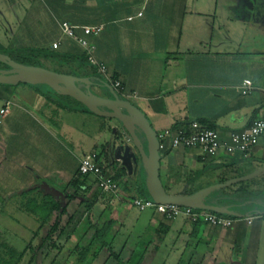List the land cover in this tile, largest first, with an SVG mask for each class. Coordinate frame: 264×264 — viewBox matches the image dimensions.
<instances>
[{
	"label": "crops",
	"instance_id": "obj_1",
	"mask_svg": "<svg viewBox=\"0 0 264 264\" xmlns=\"http://www.w3.org/2000/svg\"><path fill=\"white\" fill-rule=\"evenodd\" d=\"M0 2L3 14L22 19L17 21V42L0 40V53L5 54L15 48L35 52L38 63L51 71L67 70L66 61L69 59L72 66L69 69L83 71L87 76L81 78L91 79L89 75L96 70L89 64L88 52L61 30L63 24L77 28V36L94 48L93 56L106 67L107 79H103L108 83L121 84L119 96L135 101L137 104L134 105L146 115L159 136L197 122L217 131L222 141L229 144L232 134L243 132L256 120L264 119V60L258 54L259 42L253 39L251 42L250 47L257 49L256 54L249 56L243 52L250 28H247L248 17L253 18L251 23L260 25L252 28V38L264 35V0ZM95 27L103 28L97 36H88L83 31V28ZM54 45L58 48L54 49ZM84 59L88 61L86 67L81 63ZM246 81L253 82L255 87L249 96L240 92ZM94 92L110 97L105 89L94 88ZM0 101V174L7 169L9 176L19 172V176L27 177L26 183L5 191L7 196L34 190L40 184L37 183L38 178L43 180L45 192L59 195L47 182L58 178L63 184H72L78 178L81 161L85 158L93 159L103 167L105 175L113 177L108 171L110 165L118 163L116 148L127 141L123 138L116 142L115 138L110 146L99 147L94 134L100 125L94 119L100 117L35 86H0ZM8 103L10 112L2 117L1 111ZM72 108L76 110H70ZM115 133L121 136L122 130L118 128ZM78 135L95 150L81 157L62 142L61 136H65L76 144L81 139ZM167 147L161 151V180L165 189L175 192V195L194 194L264 168V136L248 155L221 152L216 158L203 159L199 150ZM93 179L82 188L88 193H83L85 196L77 207L84 215H88L87 199L99 193ZM245 185L246 188L234 185L211 199L223 207L231 208L234 203L240 205L236 213L241 217L231 219L234 222L228 229L206 224L208 229L203 240L198 238L200 222L195 224L186 217L168 222L153 210H149L148 216H143L147 211L139 210L142 216H133L126 209L120 191L115 195L101 194L90 213L91 219L98 229L115 219L109 243L126 226L134 230L140 228L139 235L147 231L155 234L151 239L155 247H152L154 256L171 237L175 242L182 239L187 248L192 240L199 242L188 264H205L207 256L213 253L223 264H244L243 261H235L234 254L230 260H224L227 257L222 252L224 248H235L239 243H242L243 250L252 249L264 234V222L254 221L264 218L258 215L264 212V197L259 195L264 192V174ZM236 189H243L253 196L243 205L238 196L240 190ZM71 191L68 190L69 193ZM134 194L131 190L123 193L127 197H137L136 192ZM181 218L184 219L177 222ZM226 218L229 219L228 216ZM71 219L74 221L76 216ZM79 223L83 224L84 220ZM91 231L94 235L95 229L84 230L82 238L89 236ZM257 249L254 247L253 251L257 252ZM109 250H103L98 256H115L111 248ZM134 252L126 247L119 257L124 255L129 261ZM96 253L94 250L93 254ZM153 261L148 258L145 264Z\"/></svg>",
	"mask_w": 264,
	"mask_h": 264
},
{
	"label": "rangeland",
	"instance_id": "obj_2",
	"mask_svg": "<svg viewBox=\"0 0 264 264\" xmlns=\"http://www.w3.org/2000/svg\"><path fill=\"white\" fill-rule=\"evenodd\" d=\"M1 3L2 2H0V4ZM0 7L3 8L1 5ZM255 14L259 15L257 12H255ZM18 19H20L21 22V18L6 16L5 14H3V10H0V40L2 42H5L7 39L9 42L12 43L17 42L15 38L19 36V29L17 27ZM252 19V17H248L247 28H250L244 40L245 42L243 52L246 53V55L248 54L249 56H251V54L253 53L256 54L255 51H257V49H253L250 46L252 39L257 40L259 42L258 54L260 58L264 60V35L259 36V38L257 39H254L255 37L252 38V28H259L260 26L257 25V27L255 23H251L250 21ZM23 52L24 51H21L19 48H15V50L5 52V54L15 62L20 63L22 65L40 66L34 54L35 52ZM5 54L3 53V55ZM40 67L45 68L46 66L41 65ZM54 71L56 73H64L63 71H67L68 74H70V71L72 72V69H56ZM39 88L44 89V87L42 86H39ZM131 102L133 104H137L135 101L131 100ZM94 122H96L98 126L100 125V127L98 128V132L95 131L96 133L94 134V137L98 139V144L100 145L99 147H105L108 144L110 146L111 141L115 138L117 139L115 140L116 142H119V140L123 139L122 134L120 136L121 132L119 134L115 133L116 129H121L117 121L100 117V119H94ZM113 126H117V128H113ZM52 129H55V127ZM78 137L80 136L78 135ZM61 139L62 142H64L65 145L69 147V149H71L74 153H77L81 157L84 153H88L95 150L93 149V146L89 144L86 145L82 138L77 140L76 144H72L69 141V138H66L65 136H61ZM122 144L124 145L125 143ZM129 144L131 145V143ZM97 151L101 150L97 149ZM118 167H121L119 162L116 163V165H110L108 173L114 178H116L121 185L129 183L130 190L132 194L135 195L134 193L136 192L137 187L141 183L140 168L137 171L136 175L129 176L128 173L126 174L125 170L124 172ZM1 174L0 240L7 243L12 248L16 249L18 252L26 253L20 264H76L79 255L87 246L89 238H91L93 235L91 231V234L89 233V236L82 238L84 230H87L89 226V219L87 215L81 213V211L77 208L80 204L79 202L83 200V196H81L77 202L74 201L71 204L70 208L68 209V215L62 219L60 226L58 227L55 235L52 237V240L47 243H44V240L46 239V237H48V234L50 232V226H46L41 229L39 219L29 211L30 209H32L30 207L32 206V204L29 205L28 200L29 198H31L30 196L32 195L30 193L21 192L18 194L7 196L8 194L5 192L7 190L16 188L17 185H22L23 183H26L27 177L19 176V172H17L15 176H9L10 172L7 169H5ZM37 183L40 184L37 185L34 189H37L38 191H43V194L45 195L46 192L43 189V180L38 178ZM47 184L51 186L52 189H56L59 193L63 192L64 188L67 186L66 184H63L61 181H59L58 178L53 179L51 182H47ZM244 188H246V186H244ZM167 192L170 195H175V192ZM47 193L49 192L47 191ZM37 194L40 195V193ZM49 194H52L53 197L57 195L53 192ZM38 195H36L35 197H38ZM125 204L127 205L126 209H128V211H130L133 216H142L141 213L134 208L133 200L132 202L126 201ZM123 210H125V207L123 208ZM150 213L151 211H147V213L143 214V216H148ZM196 213L201 215L202 213L209 212L197 211ZM74 216H76V219L70 222L72 223L70 224L69 221L71 217ZM82 218L84 220V225L82 223H79L80 220L81 222H83ZM55 219L56 217L53 218L52 225L54 224ZM183 219L184 218H181L177 222H180ZM254 221L264 222V218H256L254 219ZM199 224L200 227L198 228V238L199 240H203L205 239V233L208 227L206 223H204L202 220ZM63 230L64 233L62 232ZM138 230L141 231L140 228ZM138 230L137 228L134 230L133 228H127L126 226L117 235V238L110 243L111 250L115 253V256L111 258H107L106 255H103L101 257L99 256V258L95 259L93 262L90 261L91 264H127L128 261L124 255H122V258L119 257L126 247L128 249H133L135 252H138L139 256L145 255V260H148V258L149 260L153 259L154 261L151 264H188L191 258L193 257V252L195 251L194 249L199 243L195 240H192V242H190L191 244L189 245V248H187L186 244L182 242V239L180 240V242H175L172 241L170 237L165 242L163 247L160 248L159 254L157 253L158 255L154 256L155 254L153 248L155 249V247L152 245L151 239L155 236V234L152 231H147L144 234L139 235L137 233L139 232ZM242 247V243H239L238 246L235 245V248H224L222 253L227 258L223 259L226 261L227 259L230 260L231 255L234 254L235 261H243L244 264H264V234H262L261 238H259V241L255 243L254 246H252V249L243 250ZM254 247H258L257 252L253 251ZM105 251L110 250L105 249L104 252ZM128 252H126L125 254H127ZM184 252L186 253L182 257V254ZM221 262L220 259L218 260V257L213 253L207 256L205 264H223ZM145 263L146 262H144L143 264Z\"/></svg>",
	"mask_w": 264,
	"mask_h": 264
},
{
	"label": "water",
	"instance_id": "obj_3",
	"mask_svg": "<svg viewBox=\"0 0 264 264\" xmlns=\"http://www.w3.org/2000/svg\"><path fill=\"white\" fill-rule=\"evenodd\" d=\"M45 86L60 97L70 98L87 111L101 118L119 123L125 144L117 146L116 160L129 176L140 168L146 172L145 187L151 200L157 205L178 206L216 215L241 217L229 207L213 203L211 197L234 185L250 182L264 174V168L242 178L211 186L190 195H170L161 180V145L159 135L146 115L128 100L122 99L106 82L93 83L64 73H56L40 66L22 65L9 56L0 54V86ZM94 88L106 89L110 97L94 92ZM131 143V145L129 144ZM259 216L264 217V212Z\"/></svg>",
	"mask_w": 264,
	"mask_h": 264
},
{
	"label": "built area",
	"instance_id": "obj_4",
	"mask_svg": "<svg viewBox=\"0 0 264 264\" xmlns=\"http://www.w3.org/2000/svg\"><path fill=\"white\" fill-rule=\"evenodd\" d=\"M45 1V0H42ZM63 34L74 41L78 42L89 54V64L93 67L97 74L107 79V69L101 65L93 56L94 48H92L87 41L81 40L77 34V28L70 26L69 24H63L61 27ZM83 31L88 36H97L102 31V27L95 28H83ZM58 45H54V49H57ZM108 82V81H107ZM119 95L121 94V84L119 82L109 83ZM255 90L254 84L251 81H246L240 88V92L243 96H249ZM10 104L1 111V116L6 117L10 112ZM264 136V119L256 120L250 128L247 130L234 133L230 137V143L226 144L222 141L221 136L215 130L207 129L195 122L188 127L177 129L175 132L168 131L165 134L159 136L161 145V151L166 150V147H170L173 150L185 149V150H199L203 159L216 158L221 152L227 155H233L241 153L248 155V153L259 143L260 139ZM170 140V142H169ZM169 142V145L166 143ZM167 147V148H168ZM80 174L82 176H94L98 181V188L104 194H117L121 187L118 181L113 180L110 177L105 176V170L99 164H97L91 158H85L81 161ZM134 207L140 212H146L153 210L163 216V218L172 222L180 217H186L193 223L197 224L201 220L216 228L228 229L233 225V220L223 216L215 215L212 213L197 214L199 210L182 208L178 206H163L157 205L151 199L136 198L133 201Z\"/></svg>",
	"mask_w": 264,
	"mask_h": 264
},
{
	"label": "trees",
	"instance_id": "obj_5",
	"mask_svg": "<svg viewBox=\"0 0 264 264\" xmlns=\"http://www.w3.org/2000/svg\"><path fill=\"white\" fill-rule=\"evenodd\" d=\"M74 61H76V60L74 59ZM66 62L68 64L67 66L69 68H71L72 66L70 64V60L68 59ZM81 63L85 67H86V65H88L87 59L81 60ZM69 75H73V76H77V77L87 76V74H85V72L78 71V70H72V72H70ZM89 76L91 78V81H93V83H95V84H98L99 82L108 83L102 77H100L97 74V72H94L92 75H89ZM42 87H44V89H47V91L50 95L56 96L60 99H67V100L73 102V104L77 108H82L86 112H88L85 107H83L81 104L75 102L74 100H72L70 98L60 97L57 94H55L53 91H51L49 88H47L45 86H42ZM70 110L75 111L76 109L72 108ZM105 174H106V172H105ZM126 174H127V172H126ZM140 175H141V183L136 189L137 197L124 196L123 195L124 192L130 193V185H129V183L124 184V185L120 184V187L122 186L121 187L122 189H120L119 193H121V195H122L121 198L125 202L126 201L132 202V200L134 201L136 198H141V199H146V200L150 199L149 194H148L146 187H145L146 172L144 169H141ZM105 176L108 177L107 175H105ZM92 177L94 178L93 179L94 183L96 182L97 187H98V181L99 180L96 177H94V176H82L79 173L78 178L72 184L67 185L64 188L63 192H61L59 195H56L54 197L52 194H49L47 192L44 195L43 191H38L37 189L25 192V193H30L32 195V196H30L31 198H29V200H28L29 205L32 204V206H30L32 209H30L29 211L35 217H37L39 219V222L41 224V229H43L46 226H50V232L48 234V237H46V239L44 240V243H47V242L52 240V237L55 235L58 227L60 226L62 219L68 215V209H69L70 205L74 201L79 199L81 196L84 197L85 195L83 193H85L87 195L88 192H84L82 190V188L88 185V181L91 180ZM112 179L115 181H118L114 177H112ZM240 185L246 186L245 183L240 184ZM69 189H72L71 193L68 192ZM90 189L91 188H89V191H90ZM98 192L99 193L96 192V193L92 194L91 199H87V201H86L87 203L85 205L86 212H88L87 217L89 219V226H88L87 230L95 229V233L92 236V238L88 241L87 246L83 249V251L79 255L76 264H91V262H93L95 259L99 258L98 255L100 252H102L105 249L111 248L110 243L108 241V237H109V234H110L112 228L114 227L115 219H111L110 221H107L101 229H98L97 225H94V223L91 219L90 213L93 209V206H95L98 199L100 197H102L101 194H104L100 189ZM25 193H23V194H25ZM37 193H40V195H38ZM221 193H223V191L216 192L215 194L212 195L211 199H214V197H217ZM36 195H38V197H35ZM105 195H115V194H105ZM259 195L264 197V192H260ZM238 196L242 200L241 204L245 205L248 198L250 196H253V195H251L248 192H245L243 189H241L239 191ZM112 199L113 198L110 197V200H112ZM233 205L234 206H232L230 209L234 212H237V208L240 205H237L235 203ZM212 214H214V213H212ZM219 216H222V215H219ZM54 217H56V219H55L54 224L52 225V220ZM223 217H226V216H223ZM72 219H70V221H73ZM229 219H236V217H229ZM62 232L64 233V230ZM94 250L97 251L96 255L93 254ZM25 255H26V253H24V252L20 253L16 249L9 246L7 243L0 240V264H20ZM145 261H146L145 255L139 256L138 252H135L127 264H143ZM120 264H122V263H120Z\"/></svg>",
	"mask_w": 264,
	"mask_h": 264
}]
</instances>
